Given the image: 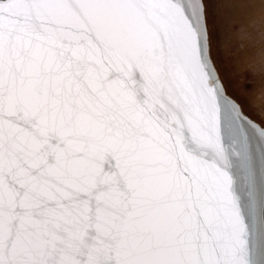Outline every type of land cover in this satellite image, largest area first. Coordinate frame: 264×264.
I'll use <instances>...</instances> for the list:
<instances>
[{"label":"snow or ice","instance_id":"1","mask_svg":"<svg viewBox=\"0 0 264 264\" xmlns=\"http://www.w3.org/2000/svg\"><path fill=\"white\" fill-rule=\"evenodd\" d=\"M0 264H264V0H0Z\"/></svg>","mask_w":264,"mask_h":264},{"label":"rangeland","instance_id":"2","mask_svg":"<svg viewBox=\"0 0 264 264\" xmlns=\"http://www.w3.org/2000/svg\"><path fill=\"white\" fill-rule=\"evenodd\" d=\"M210 21H211V18H210ZM221 53H222V56L225 60V62L229 65H231L232 63V58L231 56L229 55V50L226 46H222V49H221Z\"/></svg>","mask_w":264,"mask_h":264}]
</instances>
